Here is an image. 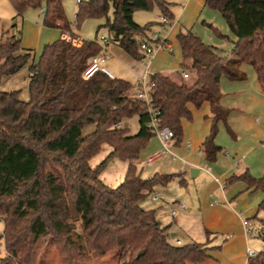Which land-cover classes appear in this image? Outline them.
Segmentation results:
<instances>
[{
    "label": "trees",
    "instance_id": "16d2710c",
    "mask_svg": "<svg viewBox=\"0 0 264 264\" xmlns=\"http://www.w3.org/2000/svg\"><path fill=\"white\" fill-rule=\"evenodd\" d=\"M15 16L27 8L43 9L42 26L61 31L56 42L44 45L37 60L33 51L20 47L16 35L4 33L0 41V82L28 67V101L19 91H0V221L4 254L0 264H48L50 247L60 264H87L91 256L109 257L115 264H191L207 260L209 240L174 245L169 227L156 218L155 209L142 208L143 201L158 186L180 177L156 174L141 179L134 162L152 135L150 115L134 97L131 84L95 73L82 72L92 56L106 50L97 39H80L64 12L63 0H8ZM204 7L219 12L234 40L225 52L203 43L187 31L176 37L183 60L180 69L193 75L191 86L175 83L160 73L150 75L154 84L152 108L163 126L173 131L174 144L182 141L181 119H191L187 104L200 108L208 103L212 114L210 133L203 143L208 162L220 152L215 145L217 124L227 114L220 105L221 76L242 80L240 65L251 66L264 83V0H203ZM164 0H80L75 27L85 20L103 19L96 28L108 32V43L124 50L133 60L143 58L137 42L149 41L156 23L137 25L138 11L157 8L173 19ZM212 33L226 38L219 29L202 21ZM162 26V24H160ZM67 37L70 40H67ZM97 38V37H96ZM77 41L75 44L73 41ZM137 118L138 132L130 135L125 120ZM91 128L88 133L85 130ZM108 157L92 168L90 161L103 146ZM113 159L128 163L122 183L108 187L100 178ZM58 164L63 175L46 171ZM243 182L264 196V174L256 178L248 171L229 177L225 185ZM264 214V197L257 206ZM257 219L256 232L264 241V219ZM253 231H250L251 235ZM247 264H264V251Z\"/></svg>",
    "mask_w": 264,
    "mask_h": 264
},
{
    "label": "crops",
    "instance_id": "0c3cea01",
    "mask_svg": "<svg viewBox=\"0 0 264 264\" xmlns=\"http://www.w3.org/2000/svg\"><path fill=\"white\" fill-rule=\"evenodd\" d=\"M164 1L170 4L169 10L173 14L169 27L160 25V18L163 15L157 8H154L152 12L138 11L134 13L133 20L141 26L147 23L159 24L154 28L158 27L157 30L172 46V51L169 54L174 52V45H177L180 53L179 59L182 61L181 65L189 64L190 61L182 59L180 44L176 39L179 33L186 34L187 31H190L203 43L218 47L225 52L230 49L229 42L235 39L234 36L231 35L223 20L210 14L211 12L207 13L203 0ZM204 14L207 18L205 21L216 29L218 28L227 39L214 35L210 29L200 24L201 16ZM101 20L103 24L104 20ZM164 29L166 31L162 33ZM38 32L41 35L40 27H38ZM79 37L82 39L80 35ZM108 44L106 52H108ZM162 51L155 52L153 56H145L142 53L143 58H150V63L139 71H135V68L132 67L133 71L130 67L127 68V71L119 72L114 65H110L118 76L110 73L113 78L129 82L132 90H135L134 88L138 87L144 73L147 72L148 78L150 77L152 60L156 54ZM118 52L121 60L126 61L129 65L138 63H130L127 60L130 56L124 50L119 48ZM173 69L175 68L165 69L159 73L169 77L177 84L181 82L188 86L193 84V75L186 72L189 77L184 80L180 75L181 70ZM239 70L245 75L242 80L231 81L225 76L220 77L221 98L219 105L227 111V114L225 119L217 124L214 143L220 148V152L216 156V160L208 162L202 146L212 125L210 106L205 102L200 108H195L188 103L186 107L191 113V119H181L182 141L177 145L173 143L170 148L171 153L176 157H165L176 161L175 170L177 172L173 174H178L180 177L165 186H158L154 191L162 192L165 195L176 193L179 201L187 206L185 211L178 212L182 216L180 215L177 220L178 214L174 219L169 218V205L166 201L154 203L156 204V218L163 226L169 227L168 232L173 235V237L170 236L171 241L176 239L180 241V244L191 242L205 244L208 238V246L213 247L207 251V260L191 264H247L246 254L247 250L251 249L249 238L253 228V223L249 222V215L256 212V209L253 211L254 208H252L254 202L259 204L264 197L260 190L249 189L246 184L240 181L230 186L225 185L229 177L240 175L245 171L256 178L264 174V149L261 146V141L264 139V83L258 81L251 66L242 64ZM14 75L8 78L13 79ZM132 119L124 122L130 128L129 122H132ZM134 130L135 133L130 132L129 134L134 135L138 132L136 124H134ZM154 140L157 144L154 145V148L151 145L148 148L158 150L161 146L160 142L158 139ZM191 170H195L193 176H191ZM189 209L190 212L186 214L185 212ZM167 218L171 223L162 222ZM244 221L247 222L246 226L243 225ZM173 224L179 227L184 237H188L187 242L172 233ZM218 235L223 236L222 239ZM212 240L214 241L212 242Z\"/></svg>",
    "mask_w": 264,
    "mask_h": 264
},
{
    "label": "rangeland",
    "instance_id": "374dc122",
    "mask_svg": "<svg viewBox=\"0 0 264 264\" xmlns=\"http://www.w3.org/2000/svg\"><path fill=\"white\" fill-rule=\"evenodd\" d=\"M63 7L65 15L67 16L68 21L73 26L71 29L74 32H77L82 39L91 41L94 39H97V41L102 45V42L100 41V37L103 36L106 39L109 38V34L106 30L100 29V31L97 33L96 36V28L99 25H102V20L97 19H91V20H85L77 29L75 27V11L77 9V1L76 0H63ZM176 9V8H175ZM174 10V9H173ZM207 13H210L214 15L215 17L220 18L222 17L219 12H214L209 9H206ZM43 9H32L27 8V10L21 15V16H15V11L8 0H0V41L4 38V33L8 32L10 35L14 34L20 39V47L25 50H32L34 55V60H37L38 57L41 55L43 51V47L46 44H50L53 42H56L60 38V31L54 28H47L45 26H42L43 21ZM207 18L205 17V14L201 16L200 24H202V21H205ZM139 20V19H138ZM224 21V20H223ZM206 22V21H205ZM207 23V22H206ZM203 25V24H202ZM204 26V25H203ZM38 27H40L41 35L38 32ZM206 27V26H204ZM207 28V27H206ZM158 27L154 28V31L157 30ZM209 29V28H208ZM163 35V34H162ZM97 37V38H96ZM174 42V40L172 39ZM174 44V43H173ZM118 47L115 46L113 43L108 44L107 49V69L114 75L118 76V74L112 70V67L110 65H114L116 70L119 72L127 71V68H130L133 70L135 68V71H139L140 69H143V67L150 63V58H141L139 61L133 60L131 57L127 58L129 62H138L136 65H129L126 61L121 60V58L118 56ZM122 53V52H121ZM180 53L178 52L177 45H174V52L170 53L167 50H163L162 52L155 55L154 59L152 60V66L150 67L149 74H155L159 73L162 70L165 69H171L175 68L173 70L180 71L181 67V60L179 59ZM133 67V68H132ZM27 70L28 67H24L22 70H20L18 73H16L12 78L3 77L0 82V91H19L20 99L23 101H28L29 95H28V84L29 79L27 78ZM134 71V70H133ZM150 80V77L148 78V81ZM135 87L134 89H136ZM136 122V123H134ZM136 124L137 129H139V125L137 124V118L134 117L132 119V122H129L131 124V128L129 129L131 133H135L134 130V124ZM92 129L89 128L85 130V134L91 131ZM153 138V139H152ZM150 139V142L148 145L143 148L139 153L138 160L134 163L135 171L137 175L140 176L142 179H149L153 177L154 175H173L174 172H177L175 170L176 167V161L170 158H162L157 159L151 166L147 165L146 161L149 157L153 156L154 153H156L157 149H153L154 145H156L155 138L152 137ZM151 145L153 148H148ZM111 151V147L108 145H105L102 147L101 151L94 156V158L90 161V166L94 168V166H97L102 161H104L108 156V154ZM128 163L119 159H113L108 163L106 168L102 171L100 178L101 180L108 186V187H116L120 183H122L125 171L127 168ZM51 171L55 175H63L61 168L58 164L50 163L46 167V171ZM156 204L151 203L149 198H147L145 201H143L142 208L146 209H155ZM258 204L254 202L253 207L257 210ZM191 209V208H190ZM190 209L186 211L185 213H189ZM181 214L179 213L176 216V219L178 220V217ZM185 215V214H183ZM182 216V215H181ZM249 222L253 223V234L250 235L249 238V247L252 250H255L257 253L260 251H264V241L257 235L258 232H256L257 227L259 226L257 223V219L255 216H257L258 219H264V214L253 212V214L249 215ZM163 223L168 222L171 223V221L167 218L165 221L162 220ZM167 223V224H168ZM3 231V222L0 221V236ZM172 233L176 234L177 237L183 238L185 241L188 240V237H184L183 233H181L179 227L177 225L172 227ZM220 239H222L223 236L218 235ZM214 240H212L213 242ZM187 242V241H186ZM48 264H60L59 257L57 252L53 247H50L48 250ZM4 254V248H3V241L0 240V256L2 257ZM87 264H115V260H111L109 257H103V258H95L94 256L90 257V260L87 262Z\"/></svg>",
    "mask_w": 264,
    "mask_h": 264
},
{
    "label": "built area",
    "instance_id": "2783aa9c",
    "mask_svg": "<svg viewBox=\"0 0 264 264\" xmlns=\"http://www.w3.org/2000/svg\"><path fill=\"white\" fill-rule=\"evenodd\" d=\"M76 1L77 4L80 2V0ZM160 22L163 27L170 26V20L166 19L165 17H161ZM165 31V29L162 30V33H164ZM67 40L69 41L70 38L67 37ZM100 41L102 42V46L107 47L108 39L101 36ZM149 41L150 42H147L145 39H139L137 42L140 51L145 56H153L155 52L164 49L168 52L172 51V46L167 43L165 37L162 36L159 31H154L150 33ZM76 42V40L73 41L74 44ZM107 59L108 55L105 50L102 54L92 56V58L88 61L87 66L82 72V78L90 79L95 73H102L107 77L113 78L110 71L106 68ZM180 75L183 77L184 80H187V78L189 77L188 73H186L185 71H181ZM153 88L154 84L150 80L148 81V76L146 72L142 75V79L138 87L133 90L135 94L134 97L136 98V100H138V102L142 104V107L145 108L150 115V121L148 123L150 134L155 139H158L161 145L157 152L147 159L146 163L149 166L157 159L163 157H176L170 151V148L173 146L174 143L173 131H171L168 127L163 126L160 123L157 117L158 111L152 108L151 96L153 94ZM261 146L264 149V139L261 141ZM150 200L153 203H158L159 201H166L169 205L168 216L171 219H174L178 212H182L187 209V206L183 202L179 201L178 195L176 193L174 195H165L164 193L159 191L154 192L150 195ZM243 225L246 226L247 222L244 221ZM172 243L174 245H180V241L176 239L172 240ZM246 255L247 258H254L257 255V252L255 250L248 249Z\"/></svg>",
    "mask_w": 264,
    "mask_h": 264
},
{
    "label": "water",
    "instance_id": "95a60500",
    "mask_svg": "<svg viewBox=\"0 0 264 264\" xmlns=\"http://www.w3.org/2000/svg\"><path fill=\"white\" fill-rule=\"evenodd\" d=\"M194 171H195V170H191V172H190V173H191V176H193ZM171 237H173V235H171Z\"/></svg>",
    "mask_w": 264,
    "mask_h": 264
}]
</instances>
